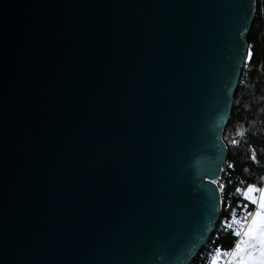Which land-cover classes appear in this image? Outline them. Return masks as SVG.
<instances>
[{
    "label": "water",
    "instance_id": "95a60500",
    "mask_svg": "<svg viewBox=\"0 0 264 264\" xmlns=\"http://www.w3.org/2000/svg\"><path fill=\"white\" fill-rule=\"evenodd\" d=\"M249 2L0 0V264L194 261Z\"/></svg>",
    "mask_w": 264,
    "mask_h": 264
},
{
    "label": "trees",
    "instance_id": "16d2710c",
    "mask_svg": "<svg viewBox=\"0 0 264 264\" xmlns=\"http://www.w3.org/2000/svg\"><path fill=\"white\" fill-rule=\"evenodd\" d=\"M261 7L264 8V5ZM246 44H253V58L247 64L244 62L233 96L231 114L222 133V140L228 149L224 167L232 164L233 168L230 171L231 182L227 185L226 197L222 199L221 212L211 236L221 249L226 246L224 242H233L230 235H221L218 231L220 221L228 213L225 203L235 206L238 199L234 191L236 187L244 188L249 183L260 187L264 181V11H254ZM233 140L237 142L235 145L231 143ZM253 150L255 161L251 159ZM204 251L203 247L194 262L203 260L202 264H208V259H203Z\"/></svg>",
    "mask_w": 264,
    "mask_h": 264
},
{
    "label": "snow or ice",
    "instance_id": "6c2138e0",
    "mask_svg": "<svg viewBox=\"0 0 264 264\" xmlns=\"http://www.w3.org/2000/svg\"><path fill=\"white\" fill-rule=\"evenodd\" d=\"M254 5L257 13L264 11V8L261 7L264 5V0H250L245 13L246 20L252 19ZM244 52V62L247 64L253 58V44H248ZM231 143L235 145L237 142L233 140ZM251 159L256 160L254 150ZM228 167L232 168L233 165L229 164ZM209 182L217 184L218 191H224V184L218 183L215 179ZM234 191L238 197L236 204L233 206L225 203L228 213L220 221L222 229L230 231L235 238L234 246L229 251L216 247L210 264H220L224 256L228 257L226 264H264V187L249 183L244 188L236 187ZM249 205L255 210L250 211Z\"/></svg>",
    "mask_w": 264,
    "mask_h": 264
},
{
    "label": "built area",
    "instance_id": "2783aa9c",
    "mask_svg": "<svg viewBox=\"0 0 264 264\" xmlns=\"http://www.w3.org/2000/svg\"><path fill=\"white\" fill-rule=\"evenodd\" d=\"M226 167H223L221 169V172L218 176V178L216 179V181H218V183L220 184H224L225 188L223 192L218 191L219 196H220V203L222 204V199L226 197V191H227V185H229V183L231 182V169L233 168H229L228 165L226 164ZM264 182V181H263ZM216 187L218 188V185L215 184ZM226 209V207H225ZM249 210L250 211H254L255 209L249 205ZM220 212H221V207H220ZM218 231L221 235H230L233 238V243L235 242V238L231 235L230 231L226 230V229H222V225L220 224V226L218 227ZM214 232V231H213ZM212 236V235H211ZM210 236V238L208 239V241L206 242V244L204 245V254H203V259H208V263L211 261V257L215 255V248L219 247L216 245L215 243V239L212 238ZM228 260L227 256H224V258L221 259L220 264H226V261ZM203 262V260H202ZM202 262L197 261V262H192L191 264H202Z\"/></svg>",
    "mask_w": 264,
    "mask_h": 264
},
{
    "label": "crops",
    "instance_id": "0c3cea01",
    "mask_svg": "<svg viewBox=\"0 0 264 264\" xmlns=\"http://www.w3.org/2000/svg\"><path fill=\"white\" fill-rule=\"evenodd\" d=\"M260 187H264V182L262 183V185ZM225 243H226V246L225 247L224 246L222 247L224 251H229L234 246V243L233 242L227 241V242H224V244ZM227 243L230 244V245L228 246ZM208 264H210V262Z\"/></svg>",
    "mask_w": 264,
    "mask_h": 264
}]
</instances>
